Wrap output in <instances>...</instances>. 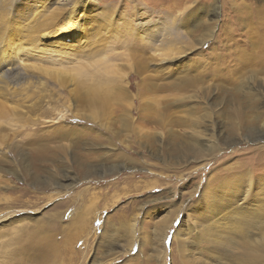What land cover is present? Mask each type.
<instances>
[{"label": "rangeland", "instance_id": "1", "mask_svg": "<svg viewBox=\"0 0 264 264\" xmlns=\"http://www.w3.org/2000/svg\"><path fill=\"white\" fill-rule=\"evenodd\" d=\"M263 55L264 0H0V264H228Z\"/></svg>", "mask_w": 264, "mask_h": 264}, {"label": "bare ground", "instance_id": "2", "mask_svg": "<svg viewBox=\"0 0 264 264\" xmlns=\"http://www.w3.org/2000/svg\"><path fill=\"white\" fill-rule=\"evenodd\" d=\"M235 10H236V8H235ZM189 17L191 18L192 17V14H190ZM167 20H171V18L169 17ZM174 21H175V18H172V20L169 23H171V22L174 23ZM253 78H255V77H253ZM229 79H231V78H229ZM252 80H255V79H252ZM234 86H236V85H234ZM233 88H235V87H233ZM251 89L253 90V88H251ZM258 92L260 93V91H258ZM258 92L255 91L254 94L252 93L251 96H249L250 94L248 96L251 97L254 100V102H255V99L256 98H254V97H256V96L259 95V94H257ZM250 93H251V91H250ZM259 100H262V99H259ZM255 103L256 104H254V105H256V106L258 105V108H259L260 112H257L256 113L257 116H255L254 118L244 119L245 126L242 129L243 135L240 136V137H244L243 138L244 140H256V139H259L261 136H264V101L263 102L262 101L261 102L260 101H257ZM260 115L263 116V117H261ZM230 133L231 134L233 133V134L230 135L228 138H226V142H231L233 139L237 138V137H234V136H237L235 130H231ZM146 140H148V138ZM255 150H256V152H263L264 151V145L257 147V149H254L253 151H255ZM248 152H251V151H248ZM229 174L231 176L232 175H235L236 176V179H238V182L235 180L236 181V184L234 186L233 185V182H231L232 179H230L229 181L226 179V181H225L226 184L223 185L222 188H221V189L224 190L225 187H227L229 189H233V191H234V194L228 200V203H230V204H233L234 203L235 204L236 201H237V202H240L239 204H245V205L248 204V205H247V207H246L245 210L240 209V208H238V210H236V213L238 214V219L235 217V222L237 224H239V226L240 225L242 226V228H243V235L241 237V241L240 242L239 241H235V240H234V242L232 241L234 243V246H233L232 250L236 254L233 257H231L230 253L226 255L228 257V261H229L228 264H264V237L259 236L258 234L255 235V236H248L247 235V227L248 228H250V227L256 228L257 227L256 226V223L254 221L252 222V221L248 220V214L253 215V217L255 219V213H254V211L253 210H250L251 206H253L252 204L256 201L257 193H258V192L255 193V191H254L255 187L254 186H255V184H257V185L264 184V175L262 174L259 177V179L254 178L253 175H252V172L250 170H247V165H245V164L243 166L240 165L238 168H236L233 171H229ZM216 177L219 178V176H216ZM223 194H224V191H222L221 196ZM221 201H222V199H220L219 202H221ZM218 205L223 206V203H216V206L217 207H220ZM224 205H225V203H224ZM75 211H76L77 214L79 213V210L77 211V209H76ZM239 212H240V215H239ZM56 218H58V217H56ZM125 218H126L125 215H122V216L119 217V219L122 220V221H120V227H119V229L120 230H123V232L125 234H127L128 238L130 237L129 240H130V247H131L132 244H133V242H134V236H133V234H134V232L136 230L135 231H133V230H134V225H135V222H136V219L137 218L135 217L134 220L132 221V224H130V225H128V223H125ZM85 226H87V225H85L84 222H82L81 225L76 226V229L78 231L75 234H73V235L69 232L67 234V239L70 240L74 236H77V238H80V235L83 234V231H85V229H86ZM165 228H164V230H165ZM70 229H72V228H70ZM22 230H23V228H19L18 229L19 232H21ZM214 231L215 230H210V232L207 235L209 237H212ZM178 233H179V230L177 228V230L175 231V234L173 235L172 241L175 240V237H176V235ZM163 235H164V233H163ZM179 236H180V240L182 242H184V241L187 240V234L185 235V234L182 233ZM44 241L45 240L43 239V242L42 243H44ZM188 244H189V242H184V246H182V247L178 246L179 252L182 253L183 255H185V251L188 250V249L185 248V246L188 245ZM44 245H46V244L44 243ZM161 245H162V251L164 252L163 239H162ZM217 250H218V252L215 253L216 256L217 257H220V258L221 257L223 258V252L222 253L220 252L221 251L220 250V247ZM226 256L224 255V258ZM39 257H40L39 259L41 261H43V262H45L46 259H48L46 257V254L44 252L42 253L41 251H40Z\"/></svg>", "mask_w": 264, "mask_h": 264}]
</instances>
